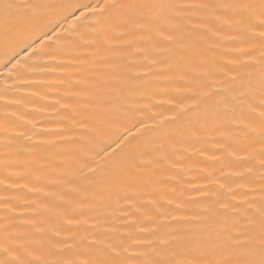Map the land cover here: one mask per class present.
<instances>
[{
    "label": "snow or ice",
    "instance_id": "1",
    "mask_svg": "<svg viewBox=\"0 0 264 264\" xmlns=\"http://www.w3.org/2000/svg\"><path fill=\"white\" fill-rule=\"evenodd\" d=\"M23 15L43 18L46 23L23 30L19 27ZM69 20V29L83 31L79 37L65 39L97 37L87 43L112 53L98 58L89 69L93 87H104L105 72H116L130 81L140 75L135 69L146 68L143 75L155 73L163 82L177 85L168 100L175 109L172 119L188 113L213 115L219 120L215 131L226 141H240L239 145L225 143L224 147H240L245 155L238 162L247 167L234 174L242 183L227 190L230 200H216L220 207L210 214L208 222H203L199 235L194 231L173 236V230L161 231L156 221L148 218L138 198L157 195L159 189L154 185L164 181L157 180L155 171L137 170L156 164L158 171L160 165L171 163L161 149L137 142L141 130L156 129L144 123L148 117L132 125L135 133L105 121L88 141L75 173L44 185L56 191L45 197L49 202L42 207L70 228L87 225V219L72 218L82 215L76 212L77 206L83 207L90 196H99V200H92L96 206L93 210L97 217L102 216L111 206L104 193L113 186H123L131 191L121 197L125 205L117 209L121 210V222L101 229L97 220L83 234L70 231L65 239H58L60 232L48 238L43 228L36 229V220L25 222L35 231L21 234L16 219L6 217L0 220V264H264V0H0V52L5 57L0 65L5 71L0 77L15 79L28 59L40 53L55 59L61 54V33L57 29ZM226 44L243 45L239 55L246 58L226 60L225 56L232 53L217 54ZM149 52L164 59L149 61ZM22 53H28L23 64L19 59ZM157 65L165 67L156 71ZM177 66L182 73L172 75ZM163 72L169 75L163 77ZM8 91L5 88L0 95ZM151 119L154 125L158 123L155 116ZM12 125L7 116L5 124L0 125L5 149L12 147L7 138ZM202 131H192V138L198 140ZM145 156L152 159L142 160ZM10 166L6 160L4 167ZM41 172L37 164L38 182ZM237 189L242 190L239 199ZM35 191L43 192V187ZM151 203L155 206L156 201ZM0 204L9 206L11 200L0 198ZM29 214L38 215L39 210L29 209ZM148 223L155 227H145ZM212 223L222 226L223 236L204 234Z\"/></svg>",
    "mask_w": 264,
    "mask_h": 264
},
{
    "label": "bare ground",
    "instance_id": "2",
    "mask_svg": "<svg viewBox=\"0 0 264 264\" xmlns=\"http://www.w3.org/2000/svg\"><path fill=\"white\" fill-rule=\"evenodd\" d=\"M176 2L189 3L192 0ZM41 22L46 23V20L23 15L19 20V27L27 30ZM70 23L71 20L64 22L63 27L57 29L61 33V54L55 59L40 53L28 59L15 79L0 77V94L5 88L9 89L6 95H0V125L5 124L6 116L8 120L13 121L7 137L11 139L12 147L5 149L4 138L0 137V198L8 197L11 200L9 206L0 204V220L9 216L16 219L19 225L17 231L21 234L43 228L46 237L51 238L56 232H60L58 239H65L70 231L83 234L85 228L97 223V220L101 229L111 223L121 222L118 219L121 210L117 209L125 205L121 197L126 191H131V188L113 186L106 191L104 195L110 199L111 206L99 217L93 210L96 206L92 203L93 199L99 200V196L88 197L83 201V207L78 205L76 208V212L82 215L72 217L77 220L87 219V225H73L70 228L66 221L42 207L49 202L45 197L56 191L44 185L60 176H72L75 173L78 159L103 122L108 121L113 127L119 125L122 128H131L135 133L136 128L132 125L141 117H148L144 119V123L156 130H141L137 142L147 143L150 149H161L171 163L160 165L158 171L156 164L137 170L146 173L155 171L157 180L164 181L154 185L159 189L157 195L138 198L145 205L148 218L154 219L161 231L171 229L173 236H183L194 231L199 235L200 230L204 228L203 222H208L210 214L220 207L216 200H230L232 197L226 195L227 190L242 183L235 180L234 174L247 167L238 162L245 153L238 146L224 147L225 143L236 146L240 141L235 138H228L226 141L215 131L219 120L213 115L188 113L172 119L175 109L170 107L168 100L171 89L177 85L163 82L155 73L152 76L143 75L147 71L146 68L135 69L134 72L140 75L130 81L116 72H105L107 83L104 87H93L94 81L90 79L92 73L89 69L98 58L111 56L112 53L103 47L87 43L97 37L87 36L84 41L78 38L65 39L66 36L79 37L83 31L69 29ZM142 47L150 48V45ZM159 47L161 45L157 44V48ZM242 47L243 45L226 44L217 54L232 53L225 56L226 60L245 59L246 57L239 55ZM27 55L28 53H22L19 57L22 64ZM4 59L3 53L0 52V65L4 63ZM153 59L162 60L164 57L149 52L148 60ZM60 65L64 67H58ZM163 67L165 66L157 65L156 71ZM4 71L0 67V72ZM182 71L183 69L177 66L171 74L179 76ZM168 75L167 72L162 73L163 77ZM81 81L83 83H79ZM141 96L144 98L141 99ZM5 104L11 106L5 107ZM132 108L137 111L129 112ZM126 113L128 115H125ZM129 116L132 118L129 119ZM152 116H155L158 122L155 125ZM198 128H203V131L198 133L199 139L196 140L192 138L191 132ZM0 131L3 129L0 128ZM169 132L172 135H169ZM21 133L26 135L21 136ZM232 151H235V156L229 155ZM153 155L159 153L153 152ZM141 159L148 161L152 156ZM6 160L11 165L8 168L4 167ZM37 164L42 169L39 182L35 178ZM220 185L224 187L221 188ZM41 187L43 192H34V189ZM241 191L236 190L237 199L240 198ZM152 200L156 201L155 206L151 203ZM33 208L39 210L38 215L29 214V209ZM29 220L37 221L36 229L25 226V222ZM197 221L201 223H196ZM145 227L155 225L148 223ZM209 233L213 236L224 235L222 226L215 223L210 224L204 232L205 235Z\"/></svg>",
    "mask_w": 264,
    "mask_h": 264
}]
</instances>
